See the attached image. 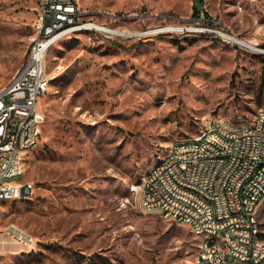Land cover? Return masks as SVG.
Returning a JSON list of instances; mask_svg holds the SVG:
<instances>
[{
	"label": "rangeland",
	"instance_id": "obj_1",
	"mask_svg": "<svg viewBox=\"0 0 264 264\" xmlns=\"http://www.w3.org/2000/svg\"><path fill=\"white\" fill-rule=\"evenodd\" d=\"M195 5L80 0L83 22L132 35L81 31L48 52L43 133L24 159L33 191L0 203V264H197L188 227L122 204L173 144L264 109V61L184 30ZM200 11L264 45V0H203ZM37 17V0H0V89L27 62ZM167 27L183 30L154 33ZM258 219L264 241V201Z\"/></svg>",
	"mask_w": 264,
	"mask_h": 264
},
{
	"label": "built area",
	"instance_id": "obj_2",
	"mask_svg": "<svg viewBox=\"0 0 264 264\" xmlns=\"http://www.w3.org/2000/svg\"><path fill=\"white\" fill-rule=\"evenodd\" d=\"M36 38L30 55L0 89V203L29 196L23 182L24 159L41 140L45 115L39 101L46 92V57L57 43L81 31L125 38V30L83 22L80 0H37ZM187 32L212 34L259 55L264 45L217 27L203 11ZM95 26V27H93ZM99 28V29H97ZM182 28H161L154 33ZM264 201V109L248 124H217L173 144L130 187L124 206L190 229L199 241L197 264H264V241L258 209Z\"/></svg>",
	"mask_w": 264,
	"mask_h": 264
},
{
	"label": "bare ground",
	"instance_id": "obj_3",
	"mask_svg": "<svg viewBox=\"0 0 264 264\" xmlns=\"http://www.w3.org/2000/svg\"><path fill=\"white\" fill-rule=\"evenodd\" d=\"M93 27H95V26H93ZM97 29H99V28H97ZM124 35H125V36H130V35H132V34H130L129 32H126V33H124ZM244 40H245V42H247V43H251V45H256V44H258V43H256V42H253V41L248 40V39H244ZM16 232H17L19 235H21L22 238H23L24 240H26V241H28V242H31V241H32L26 233H24V232H20V231H18V230H16ZM19 235H18V236H19Z\"/></svg>",
	"mask_w": 264,
	"mask_h": 264
},
{
	"label": "trees",
	"instance_id": "obj_4",
	"mask_svg": "<svg viewBox=\"0 0 264 264\" xmlns=\"http://www.w3.org/2000/svg\"><path fill=\"white\" fill-rule=\"evenodd\" d=\"M38 5V4H37ZM203 0H197V5L194 6V16H199L200 8H202Z\"/></svg>",
	"mask_w": 264,
	"mask_h": 264
},
{
	"label": "crops",
	"instance_id": "obj_5",
	"mask_svg": "<svg viewBox=\"0 0 264 264\" xmlns=\"http://www.w3.org/2000/svg\"><path fill=\"white\" fill-rule=\"evenodd\" d=\"M16 233H17V232H16ZM17 234H18V233H17ZM18 235H19V234H18ZM19 236H21V235H19ZM21 238H22V236H21ZM3 243L5 244V240H0V245L3 244Z\"/></svg>",
	"mask_w": 264,
	"mask_h": 264
}]
</instances>
